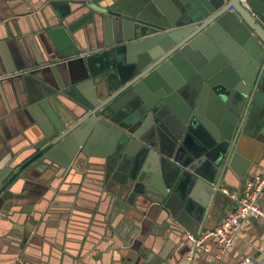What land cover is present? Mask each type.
<instances>
[{"label":"water","instance_id":"obj_1","mask_svg":"<svg viewBox=\"0 0 264 264\" xmlns=\"http://www.w3.org/2000/svg\"><path fill=\"white\" fill-rule=\"evenodd\" d=\"M50 5H65L76 21L45 30V56L18 50L31 69L18 73L3 57L7 75L34 93L29 112L42 137L16 169L0 161L2 213L13 202L8 184L37 158L69 169L96 156L105 181H116L132 204L156 203L167 232L187 240L216 226L234 203L223 189L233 179L242 189L247 178L251 161L241 152L264 156V0ZM64 91L74 104L61 117L52 101L62 105Z\"/></svg>","mask_w":264,"mask_h":264},{"label":"crops","instance_id":"obj_2","mask_svg":"<svg viewBox=\"0 0 264 264\" xmlns=\"http://www.w3.org/2000/svg\"><path fill=\"white\" fill-rule=\"evenodd\" d=\"M76 19L66 14L65 5L54 9L50 0H0V161L8 158L10 167L16 169L38 152L42 132L29 112L34 93L26 92L18 74L5 76L3 57L9 55L6 65L18 73L31 69L21 62L18 50L32 59L33 49L45 56V30ZM71 34L76 38L81 30ZM80 44L84 48L91 43ZM73 72L74 78L84 75L77 64ZM60 97L62 105L52 101V106L63 117V106L73 105L74 99L65 91ZM258 153L241 152L251 161L247 176L264 166V156ZM98 160L91 156L88 164L65 169L39 157L8 184L12 198L6 202H13L5 213L0 210V264H234L243 256L255 262L264 259V221L251 217L226 253L218 255L215 241L209 239L207 250L196 248L192 257L194 245L184 232L165 230L156 203L132 204L116 181H105L94 164ZM232 185L228 192L240 195L238 181L233 179ZM230 202L229 210L234 206ZM259 202L264 208V192Z\"/></svg>","mask_w":264,"mask_h":264},{"label":"built area","instance_id":"obj_3","mask_svg":"<svg viewBox=\"0 0 264 264\" xmlns=\"http://www.w3.org/2000/svg\"><path fill=\"white\" fill-rule=\"evenodd\" d=\"M229 11H233V8H229ZM263 189L264 167H262L259 173L247 176L239 197L230 194L227 189H223L225 193L234 199L233 208L228 210L213 228L202 231L199 235L188 234V240L195 248L206 251V241L212 239L217 245L218 255L226 253L232 246L237 232L247 218H257L264 221V208L259 202ZM234 264H264V259L255 262L249 256H243L237 259Z\"/></svg>","mask_w":264,"mask_h":264}]
</instances>
